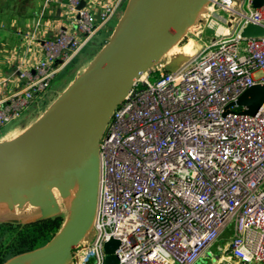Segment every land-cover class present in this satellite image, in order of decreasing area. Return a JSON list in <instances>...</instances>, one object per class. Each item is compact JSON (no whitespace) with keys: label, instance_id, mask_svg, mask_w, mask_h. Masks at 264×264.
I'll list each match as a JSON object with an SVG mask.
<instances>
[{"label":"built area","instance_id":"obj_1","mask_svg":"<svg viewBox=\"0 0 264 264\" xmlns=\"http://www.w3.org/2000/svg\"><path fill=\"white\" fill-rule=\"evenodd\" d=\"M124 2L60 3L66 25L40 41L36 63L16 72L19 87L6 89L10 81L0 80V134ZM212 6L226 12L225 31L173 70L153 66L113 111L99 144L94 222L69 264H103L111 239L118 264H210L209 248L229 224L222 254L264 264V101L251 116L228 107L264 86V37L240 36L248 25L264 28V3L254 9L252 0H209Z\"/></svg>","mask_w":264,"mask_h":264},{"label":"water","instance_id":"obj_2","mask_svg":"<svg viewBox=\"0 0 264 264\" xmlns=\"http://www.w3.org/2000/svg\"><path fill=\"white\" fill-rule=\"evenodd\" d=\"M263 3L252 0V7ZM208 4L209 0H127L107 42L84 71L34 124L0 142V203L21 207L28 202L39 211L23 224L60 213L53 190L62 199H71L68 220L46 245L4 264L70 263L73 250L94 222L99 144L113 111L133 83L160 63ZM240 36L264 37V28L248 25ZM263 101L264 86L256 85L228 107L244 108L241 113L251 116ZM117 246L113 239L104 244L103 264H118L113 254Z\"/></svg>","mask_w":264,"mask_h":264},{"label":"rangeland","instance_id":"obj_3","mask_svg":"<svg viewBox=\"0 0 264 264\" xmlns=\"http://www.w3.org/2000/svg\"><path fill=\"white\" fill-rule=\"evenodd\" d=\"M234 1L236 4H239L241 0ZM126 2L127 0H125L124 4L117 10L113 18L109 21L110 23L108 22L106 24L107 26L105 25L101 28L102 30L100 29V31L92 37L85 48L54 77L49 89L35 98L30 107L20 116L19 119L3 127V134L0 136V141L11 140L19 136L23 131L34 124L69 87L74 79L84 71V69L107 42L109 35L123 13ZM226 17H228L226 12L221 8L214 6L211 8H203L196 17L195 23L186 29L178 42L162 57L160 63L164 66L167 65L169 68H172L193 57L204 45L211 42L217 33H220L218 32L219 27H222L225 31ZM53 194L56 197L60 208V213L57 217L61 228L68 220L71 199H62L56 190H53ZM38 215V209L29 205L28 202H25L21 207L18 205L7 206L4 203H0V224H23L30 219L36 218ZM230 229L231 225L229 224L226 227L225 232H229ZM8 233L9 232H7L5 237L1 240L0 248H5L10 244V235ZM211 251L215 256L214 250L212 249ZM213 254H211V264H219L217 263L218 261L213 262ZM225 258L227 259L226 254L223 255V260L218 257L217 260H222L223 262L221 264H228L226 263L227 260ZM23 260L27 262L30 259ZM208 262L209 260L204 261L205 264Z\"/></svg>","mask_w":264,"mask_h":264},{"label":"crops","instance_id":"obj_4","mask_svg":"<svg viewBox=\"0 0 264 264\" xmlns=\"http://www.w3.org/2000/svg\"><path fill=\"white\" fill-rule=\"evenodd\" d=\"M44 1L0 0V80L10 81L6 89L19 87L16 72L24 69L27 64L36 63L42 56L40 41L53 38L66 25L65 10L60 4H63L65 0H52L47 4V8H43ZM37 14L41 15V21L39 28L34 30L33 25ZM31 32H35L34 40L22 39L24 34L31 35ZM4 88L5 86L0 85V93ZM2 134L3 132L0 136ZM230 236L231 229L229 232H224L209 248L211 254H213L212 249L215 252V256L214 254V257L212 256L213 262L218 261L219 264L223 262L222 252L227 248ZM217 257L222 260H217ZM210 260L212 262L211 258ZM226 260L228 264H238L235 261Z\"/></svg>","mask_w":264,"mask_h":264},{"label":"trees","instance_id":"obj_5","mask_svg":"<svg viewBox=\"0 0 264 264\" xmlns=\"http://www.w3.org/2000/svg\"><path fill=\"white\" fill-rule=\"evenodd\" d=\"M59 228L57 216L28 224H0V243L7 232L10 235V244L0 248V264H4L15 256L43 247L55 236Z\"/></svg>","mask_w":264,"mask_h":264},{"label":"bare ground","instance_id":"obj_6","mask_svg":"<svg viewBox=\"0 0 264 264\" xmlns=\"http://www.w3.org/2000/svg\"><path fill=\"white\" fill-rule=\"evenodd\" d=\"M218 32H224V29L222 27H219Z\"/></svg>","mask_w":264,"mask_h":264}]
</instances>
